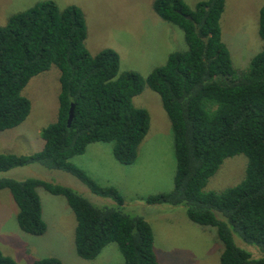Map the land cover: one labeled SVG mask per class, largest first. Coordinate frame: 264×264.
Returning a JSON list of instances; mask_svg holds the SVG:
<instances>
[{
	"label": "trees",
	"instance_id": "trees-1",
	"mask_svg": "<svg viewBox=\"0 0 264 264\" xmlns=\"http://www.w3.org/2000/svg\"><path fill=\"white\" fill-rule=\"evenodd\" d=\"M225 3L207 0L190 9L183 0H154L153 12L182 31L187 51L169 54L146 78L119 72L120 57L112 49L89 54L86 21L78 7L40 2L0 27V134L28 118L31 105L22 91L29 82L52 66L60 73L57 116L40 132L42 150L0 154V174L38 165L71 175L93 196L111 202L95 207L68 187L0 178V191H8L17 206L21 232L46 233L37 192L42 189L64 198L73 212L79 259L93 261L116 244L123 264H160L151 225L142 216L126 214L116 188L101 186L73 162L89 145L103 143L111 145L121 166L136 163L150 115L136 109L133 99L147 87L160 97L170 122L176 167L172 189L146 197L145 204L183 208L191 223L214 233L223 245L220 264H264V4L258 13L261 50L237 71L222 41ZM71 105L74 117L68 127ZM239 155L247 160L242 181L220 193L206 191L223 162ZM234 238L255 248L260 258L253 259ZM0 264L16 263L0 251ZM32 264L62 262L51 257Z\"/></svg>",
	"mask_w": 264,
	"mask_h": 264
},
{
	"label": "rangeland",
	"instance_id": "rangeland-1",
	"mask_svg": "<svg viewBox=\"0 0 264 264\" xmlns=\"http://www.w3.org/2000/svg\"><path fill=\"white\" fill-rule=\"evenodd\" d=\"M44 1L54 2L60 9L68 6L80 8L87 26L85 47L89 54L94 56L104 49L114 50L120 57L121 73L133 71L146 78L166 63L169 54L187 51L182 31L163 22L153 12L154 0H0V27L12 15ZM183 1L193 9L197 3L207 0ZM263 4L264 0H226L220 20L221 35L237 71L245 70L261 50L258 13ZM59 75L58 69L52 66L48 72L33 78L24 88L22 96L30 102V114L22 125L0 134V154L13 152V139L17 137H20L17 143H24L28 148L24 153L29 155L42 150L40 132L53 124L57 116ZM133 105L136 109H146L151 121L150 130L139 147L136 163L121 166L113 158L111 145H93H98L96 149L100 165L109 171V185L121 193L126 214L142 216L152 226L154 252L160 264H220L223 245L214 233L191 223L180 208L145 204L146 197L172 189L176 164L171 125L160 97L146 87L140 96L133 99ZM98 156L94 153L82 157L85 169L80 168L103 186V178L93 172L95 158ZM78 161V157L73 159L75 165H80ZM246 164V158L241 155L225 160L209 179L205 190L220 193L236 186L244 177ZM109 168L123 171L111 172ZM0 178L15 181L38 179L68 187L95 207L111 203L93 196L71 175L38 165L11 170L0 174ZM37 192L47 227L46 233L40 237L19 230L17 206L8 191H0V251L4 256L16 264H32L51 257L59 259L62 264H123L116 244L108 245L93 261L79 259L74 246L76 221L66 200L42 189ZM234 241L238 247L248 251L253 259L260 258L255 248L235 238Z\"/></svg>",
	"mask_w": 264,
	"mask_h": 264
},
{
	"label": "crops",
	"instance_id": "crops-1",
	"mask_svg": "<svg viewBox=\"0 0 264 264\" xmlns=\"http://www.w3.org/2000/svg\"><path fill=\"white\" fill-rule=\"evenodd\" d=\"M150 125H151V121H150ZM14 140V144H13V149H14V151L13 152H11L10 154H16V155H26L27 153H24L25 151H27L28 150V148H27V146H26V144H24V143H17V141H19L20 142V137H17V138H14L13 139ZM93 145H95V144H92V145H89L88 146V148H87V150H86V152L84 153V155H82V156H79L78 158H79V161H78V163L81 165H77L78 167H81V168H83V158L82 157H84V156H89L90 154L92 155V154H96V156H98V153H97V149H96V147L98 146V145H96V147L95 146H93ZM28 155V154H27ZM98 158H99V156L98 157H96L95 158V160H96V162H94V170H93V172L96 174V175H98V177L99 176H101L103 179H101L102 181H104L105 182V185H103V186H111V185H109V182H108V180H107V176H108V174L107 173H109V171L106 169V168H103L101 165H100V161H98ZM120 165V164H119ZM126 167V166H125ZM25 168H27V167H25ZM18 169H21V168H18ZM83 169H85V168H83ZM16 170V169H15ZM109 170L112 172L113 170H115L116 172H119V171H123V169H112V168H109ZM100 172H102L101 174H100ZM107 184V185H106ZM111 184H113V183H111ZM111 187H114V186H111ZM163 208H167V207H163ZM168 208H180V209H182V210H184L183 208H181V207H168ZM160 209H162V207H160ZM185 213V212H184ZM152 227V226H151Z\"/></svg>",
	"mask_w": 264,
	"mask_h": 264
},
{
	"label": "water",
	"instance_id": "water-1",
	"mask_svg": "<svg viewBox=\"0 0 264 264\" xmlns=\"http://www.w3.org/2000/svg\"><path fill=\"white\" fill-rule=\"evenodd\" d=\"M186 18L190 20L189 17L186 16ZM73 117H74V106L71 105V108H70V111H69V118H68V121H67V126L68 127H70Z\"/></svg>",
	"mask_w": 264,
	"mask_h": 264
}]
</instances>
